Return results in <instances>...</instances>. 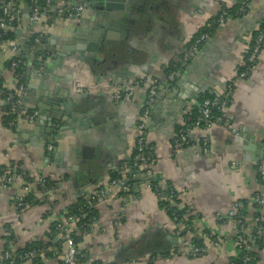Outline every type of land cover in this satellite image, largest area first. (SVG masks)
<instances>
[{"label": "crops", "instance_id": "0c3cea01", "mask_svg": "<svg viewBox=\"0 0 264 264\" xmlns=\"http://www.w3.org/2000/svg\"><path fill=\"white\" fill-rule=\"evenodd\" d=\"M241 2L147 0L132 12L139 17L132 16V22L125 24L129 33L120 24H105L106 17L115 19L114 12L88 10L76 19L57 18L48 24L30 21L28 13L22 15L20 40L15 43L29 66L35 61L26 78L24 106L38 113L34 99H44L50 108V96H54L59 104L50 118L54 126L60 123L62 131L49 134L46 144L42 140L45 133L36 123L20 118L13 129L8 128L4 123L7 103L0 98V169L12 166L26 172L34 183L40 177L56 183L49 190L51 201L44 195L39 205L18 209L14 201L26 183L23 176H11V184L4 175L0 177V264H6L4 250L15 254L32 244L48 249L49 256L42 255L40 264H61L59 253L65 243L51 239V226L62 221L59 214L79 198L85 200L100 190L105 191L104 197L93 202L98 218L75 246L79 264H230L240 254L236 222L217 216H225L234 204L243 202L249 204L243 237L253 242L256 218L251 204L255 197H264V181L258 173L264 162L256 161L257 154L248 147H264V45L251 72L235 79L264 26V0H250L242 16L219 26L208 44L190 62L182 63L181 77L175 78L172 89L164 72L169 63L182 62L206 22ZM104 35L112 39L108 45L115 56L112 52L94 54L96 41ZM32 37L43 41L40 52L24 44ZM9 57V52L0 55V82L6 90L15 84L5 67ZM44 64L48 66L46 77L36 78ZM153 79L161 84L159 100L144 135L156 159L154 180L175 193L173 206L191 214L188 231L160 207V199L143 178L129 195L109 187L112 175L132 157L139 135L136 124ZM126 92L131 94L128 101H115V94ZM200 94L228 99V123L187 129L192 145L175 152L176 128L184 125ZM203 139L209 148L205 154L200 148ZM82 153L97 160L98 179L82 175L80 169L86 163ZM70 228L78 236L74 224ZM193 237L204 241L206 251L201 256L189 254L194 249ZM250 245L247 248L257 252L251 264H264V241L260 250ZM20 264L36 263L26 260Z\"/></svg>", "mask_w": 264, "mask_h": 264}, {"label": "built area", "instance_id": "2783aa9c", "mask_svg": "<svg viewBox=\"0 0 264 264\" xmlns=\"http://www.w3.org/2000/svg\"><path fill=\"white\" fill-rule=\"evenodd\" d=\"M249 0H242L241 5L238 11L235 13H242L245 11ZM20 4L22 6L21 0H0V8H1V17H0V55L6 52H9L10 55H20V49L18 45L15 43L14 40L5 41L2 38L6 35L7 29L6 26L15 23V28L19 29V18L20 12L19 9L15 12L11 11V7L13 5ZM38 4L35 3V0H31V6L29 7L30 15L29 19L32 22H38L39 20L48 21L49 23L57 18L73 20L81 16L82 12L88 7L86 1H76V0H61V1H53V0H43L42 6L38 7ZM228 14L227 10H224L222 14H220L216 19L210 20L206 22L204 25V31L200 34V36L194 41L192 45H190L182 56V63L190 62L200 51V49L208 44L212 37V32L214 28H218L221 26L225 21L229 18L225 16ZM4 18H6V23H4ZM40 38L36 37L32 41V47L36 48L39 45ZM262 44H264V29L259 30L253 44L249 48L248 56L246 57V68L251 71L255 65L262 48ZM8 71L13 75L15 79V84L12 89L6 90L4 85L0 82V98L5 100L7 103V111L15 113L19 118L25 119L29 122H37L40 121L37 117V113L35 111L28 112L23 103V94L26 91V81L23 77V74L17 72V62L12 60L10 62V67ZM177 74L175 72L170 73L166 77V82H173L176 78ZM247 76V73L243 70H240L235 80L244 79ZM234 80V81H235ZM232 81L228 85V90L232 89V85L234 83ZM160 81L157 79H153L148 84L147 89V96L145 102L142 106V110L140 113V119L136 124V130L139 132L138 137L136 138L134 150L135 154L131 158L130 161L123 163L119 170L116 173V177L109 182V187H116L119 189V192L122 195H129L135 185V180L143 178L145 180V184L149 189L151 188V181L154 180V174L152 171V167L155 163V156L153 149L148 147L146 144V138L144 132L147 126V120L151 113V110L156 102V99L159 95L160 89ZM130 93L126 92L123 95L115 94V101L123 100L128 101L130 98ZM227 108V99H222L220 96L212 95L210 98L204 99L196 106V112L194 114V118L188 116L184 125L175 135V138L172 143L173 151L182 150L186 147L191 146L192 143L189 141L185 128L186 126H192L194 128H200L201 125L205 127H209L212 124H227V118L225 114V110ZM216 109L219 112L215 118H211V110ZM14 122H8V126H13ZM184 128V129H183ZM203 153H207L209 151L208 142L206 139L201 141V147ZM52 147L48 145V150H51ZM234 168V164H232ZM258 173L262 181H264V164H260L258 166ZM5 182L11 184L13 179L11 176L5 178ZM39 186L45 191V199L51 201L53 196L51 192L47 190L45 187V181L42 179L38 180ZM20 195L14 201V205L18 209H22L26 203L24 200L26 199L27 195L31 192L30 185L22 184L20 187ZM156 192H159L157 188H155ZM154 191V192H155ZM155 192V193H156ZM105 194L104 190L98 191L94 196L89 197V200L97 201L100 198H103ZM157 195V194H156ZM158 196V195H157ZM159 197V196H158ZM160 198V197H159ZM174 198L173 192H170L169 199L172 200ZM254 203L264 205V197L257 196L255 197ZM243 208L242 203L234 204L233 209L228 212L225 216H217L220 220H232L235 218L236 211L238 209ZM73 218L66 217L65 223L58 224L56 229L60 232H63L62 239L65 243V248L59 253L61 264H79L77 255H76V248L74 246L73 239L70 236V231L68 226L72 224ZM236 222V235H235V242L238 246L239 251L242 250L243 244L245 242L243 237V232L245 231L246 227V220H235ZM67 227V229H66ZM217 244V243H216ZM205 249L196 248L194 249V255L205 252ZM42 256L45 255L44 249H39L36 251H32L25 255L26 258H34L35 256ZM3 257L6 264H14V260L12 258V253L9 250L3 251ZM22 257L18 258L20 261Z\"/></svg>", "mask_w": 264, "mask_h": 264}, {"label": "trees", "instance_id": "16d2710c", "mask_svg": "<svg viewBox=\"0 0 264 264\" xmlns=\"http://www.w3.org/2000/svg\"><path fill=\"white\" fill-rule=\"evenodd\" d=\"M6 1L9 2L11 0H6ZM21 2L23 3L22 6H20V4H16V5L14 4L10 8L11 11H13V12L15 11L16 12L19 9L20 18L25 13H28V16H29L30 15L29 7L31 6V0H21ZM42 2H43V0H35V3L38 4L37 5L38 7L42 6ZM249 2H250V0H249ZM240 5H241V3H240ZM23 7L26 9L25 11L22 9ZM239 7L240 6H238L235 9H230V10L227 9L228 14L226 13L225 16L228 17L229 19L233 18V17L242 16L246 12V9H245L244 12L238 13L236 15L235 13L238 11ZM1 12L2 11H1V8H0V17H1ZM217 17H215L213 19H216ZM20 18H19V24H20ZM3 21H4V23H6V18H4ZM40 21L43 22L44 24L45 23L46 24L49 23L48 21H44V20H40ZM6 29H7V33L2 38L3 40H5V41L14 40L16 42H18L20 40L19 34H18V29L15 28V23L7 25ZM216 29L214 28L212 33H214V31ZM263 29H264V26L260 30H263ZM203 31H204V28L201 30L200 34ZM200 34L197 35L193 39V41L191 42L192 44L200 36ZM34 37H32L28 41H24V44L30 46L32 44V40L34 39ZM253 42H254V40H253ZM253 42H252V44H253ZM263 45L264 44H262V46ZM247 56H248V54H247ZM12 60H15L17 62V72L20 73V74H23V77L25 78V81H26V78L28 77V75L30 73L29 72L30 69H32V66H35V63H34L35 61L33 60L34 62H32L31 65L29 66L27 60H25L20 55H18V54L10 55V57L5 61V67L7 69L10 67V62ZM246 65L241 70L245 71L247 73V75H248L251 71H249L246 68ZM182 70H183L182 62L181 63L179 62L177 64L169 63L168 67L165 69L164 72H165V75L168 76L172 72H175L176 74H179ZM168 83H171V82H168ZM210 97H212V95H210V94H200L198 96V98H197L198 104L200 102H202L204 99L210 98ZM221 98L225 99L224 97H221ZM227 105H228V99H227ZM196 110H197L196 107H194L191 110V112H190V114L188 116H191V117L194 118V114H195ZM27 111L28 112H32L31 110H27ZM217 115H219V112L216 109L211 110V118H215ZM187 117L184 118V121H186ZM18 119H20V118L15 113L7 111V114L4 117V123L6 124V126H7L8 122H10V121H13L14 124H16ZM13 126H9V127L7 126V127L10 128V129H13L12 128ZM182 127L183 126H177L176 133ZM202 127H205V126L201 125L200 128H202ZM184 128H185V131H186L187 129L194 128V127L186 126ZM134 154H135V150H133V152H132V157L134 156ZM130 160L131 159H129V161ZM19 174H20V176H23V179L26 182V184L30 185V187H31V192L27 195L26 199L24 200L26 205L23 208L39 205L40 200L42 198H44L45 191L39 186L38 181L34 183V181L28 176V174L26 172L18 171V169L16 170V168L13 169L12 166H3L0 169V177L2 175H4V178H6L8 176L19 175ZM112 176H113L112 179H114L116 177V173H114V175H112ZM40 179L45 181V185L44 186L47 187V190L56 187V183L51 181L50 179H48V178L43 179L42 177H40ZM134 182L136 184L138 182V180H135ZM36 184H37V187H36ZM151 188H152L151 189L152 191H155V188H157L158 191H159V192H156V191L155 192L160 197V198L158 197L160 199V202H159L160 207L166 209L167 210V214L176 223L182 224L184 226V228H186L184 231L190 230L191 229L190 224L192 223L191 222V219H192L191 214L190 213L186 214L185 210H179L177 207H175V206H173L171 204V202L177 201L176 198H175V193L169 188L162 189L160 187V184L157 181H155V180L151 181ZM170 192H173V195H174V198H172V200L169 199ZM37 193H40V195H37ZM93 202H95V201L89 200V197L86 198L85 200H82V199L79 198L77 203H75L74 205L69 206L65 211H63L64 213L63 212L60 213L59 217H63V219H62V221L59 220L57 223H55V225L51 226V232H52L51 239H55V237H57L56 240L59 241V243L60 242L61 243L64 242V240L60 236L58 238V235H61L63 232L58 231L56 229V227H57L58 224L65 223L66 217H72L73 218L72 224H74V227L77 230V233H78L77 235L78 236H76V232H74L73 229L70 228V226H68V229L70 231H72V233H70V236L73 239L74 246H76L77 241L83 235L90 233L91 227L93 226V223L98 218L97 211L93 207ZM48 204H49V202H48ZM49 205H52V204H49ZM242 205H243V208L238 209L236 211L235 218H233L232 220H234V221L235 220L236 221L237 220H242L243 221L244 219L245 220L247 219V217H246L247 212L245 211V207L249 206V204L246 203V202H243ZM251 205H252L253 210H254L252 216L254 217V219L256 218V223H255V227H254L255 230L252 233L253 242L252 243H247L245 241L244 244H243V248L240 251V254L236 258L232 259L230 261V264H251L255 260V258L257 256V252L256 251H252L253 249L249 250L247 248V245L251 244L250 246L257 248V250H260L263 247V241H264V205L256 204L254 202ZM246 226L248 227V225H246ZM66 229H67V227H66ZM244 237H246V236L244 235ZM192 243L194 244V249H196V248L205 249L203 247L204 246V241L201 238L193 237L192 238ZM39 249H45V256H43V257H47V255L49 256V254L47 253L48 249L46 247H39L38 245L36 246V245L32 244V245H29L28 247H26L24 250H19V251L15 252V254L14 253L12 254V258L14 260V264H20L21 262H24L26 260H31V261L35 262L36 264H40V261H41V258H42L40 255L39 256H35L34 258H26L25 257L26 254H28V253H30L32 251L39 250ZM194 249L189 253L190 256L198 257V256H201L204 253V252H200V253L194 255V252H193ZM19 257H22V259L20 261H18Z\"/></svg>", "mask_w": 264, "mask_h": 264}, {"label": "water", "instance_id": "95a60500", "mask_svg": "<svg viewBox=\"0 0 264 264\" xmlns=\"http://www.w3.org/2000/svg\"><path fill=\"white\" fill-rule=\"evenodd\" d=\"M86 1L92 10H100V11H108V12H114L115 13V19H111L109 17H106V21L105 24L108 25L109 24H120L119 26L122 29H125V31L127 33H129V31H131V29L129 27H125V24H128V19L131 18L132 12L136 11L137 7L140 4H145L147 2V0H83ZM116 3H118L119 5H116ZM104 14L102 15V18H104ZM121 21H123V24H121ZM118 35V34H117ZM120 35V34H119ZM91 39V38H90ZM95 40V39H94ZM112 39L109 38V35H104L103 37H101L100 40L96 41V48H95V52L94 54H96V52H98L99 54H107L112 52V55H116V52L114 50H110L111 47H109V42H111ZM43 44V41L40 42V44L36 47L37 51L40 52L41 46ZM72 44V43H71ZM63 51H68L65 49H62ZM93 51V50H92ZM50 58H52L53 56L50 55ZM48 66L47 64L43 65V70L41 71V73L36 75V78H44L46 77V70H47ZM181 77L180 74H177L176 78L177 80H179ZM176 81L174 80L173 82L169 83L172 89V85L175 83ZM27 90V89H26ZM171 92H173L171 90ZM51 97V107L49 108L48 106L44 105V99H34V109H36L38 111L37 113V117L38 118H43L44 120H42V123H37V122H31V123H36L38 124L37 127L38 129L40 128L41 131L43 133H45L44 136H42V140L44 141V143L48 144V135L52 134L55 135L56 133L61 132L62 130L60 129V123H58V125L54 126V122L53 119L50 118L52 115H54L56 109L58 108L56 103V99H54V96H50ZM159 98L156 99V101H158ZM52 114V115H51ZM51 115V116H50ZM152 117V112L149 115V118L147 120V124L150 122V119ZM250 150H253L257 155H256V161H262L264 162V147L262 148H258L255 146V149L252 147H248ZM81 157H83V159L86 160V163L84 162V165L82 164V168L80 169L82 172L83 176H89V175H93L96 179H98V175L96 173L97 170V160L92 157L91 158V154L88 153V155H84L82 153ZM89 157V158H88ZM168 238L170 236H167ZM167 240V239H165ZM154 246L158 247L157 244H155ZM161 250V249H160ZM164 252H166V250H164ZM163 253V252H162ZM76 255H79V252H77Z\"/></svg>", "mask_w": 264, "mask_h": 264}, {"label": "flooded vegetation", "instance_id": "af4514ba", "mask_svg": "<svg viewBox=\"0 0 264 264\" xmlns=\"http://www.w3.org/2000/svg\"><path fill=\"white\" fill-rule=\"evenodd\" d=\"M87 4H88V3H87ZM116 5H119V4L117 3ZM140 5L142 6V4H140ZM140 5H139V6H140ZM165 5H167V4H165ZM165 5H163V6H165ZM143 6H144V4H143ZM88 10H92L89 4H88V7H87L84 11H88ZM84 11H83V12H84ZM83 12H82V13H83ZM81 15H82V14H81ZM132 16L135 17V19H137V18L139 17V15H131V18H132ZM131 18L128 19V23H130ZM142 18L144 19V17H142ZM132 19H133V18H132ZM131 22H132V21H131Z\"/></svg>", "mask_w": 264, "mask_h": 264}]
</instances>
